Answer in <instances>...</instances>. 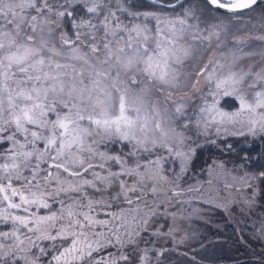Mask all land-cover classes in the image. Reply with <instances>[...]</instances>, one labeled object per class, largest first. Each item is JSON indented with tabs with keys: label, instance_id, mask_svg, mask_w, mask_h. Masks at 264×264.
<instances>
[{
	"label": "snow or ice",
	"instance_id": "snow-or-ice-1",
	"mask_svg": "<svg viewBox=\"0 0 264 264\" xmlns=\"http://www.w3.org/2000/svg\"><path fill=\"white\" fill-rule=\"evenodd\" d=\"M0 264H264V0H0Z\"/></svg>",
	"mask_w": 264,
	"mask_h": 264
},
{
	"label": "trees",
	"instance_id": "trees-1",
	"mask_svg": "<svg viewBox=\"0 0 264 264\" xmlns=\"http://www.w3.org/2000/svg\"><path fill=\"white\" fill-rule=\"evenodd\" d=\"M205 158V157H202V159Z\"/></svg>",
	"mask_w": 264,
	"mask_h": 264
}]
</instances>
